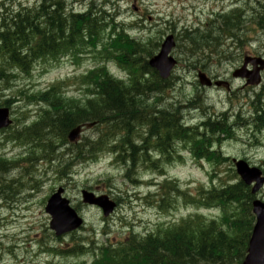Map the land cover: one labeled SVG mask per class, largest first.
Masks as SVG:
<instances>
[{
  "label": "trees",
  "instance_id": "trees-1",
  "mask_svg": "<svg viewBox=\"0 0 264 264\" xmlns=\"http://www.w3.org/2000/svg\"><path fill=\"white\" fill-rule=\"evenodd\" d=\"M107 3H102L105 8L102 5L99 8L96 2H90L87 9L75 10L71 9L68 0H38L32 7L21 5L17 9L1 10L0 87L3 90H9L12 83L21 77L30 78L38 65L47 68L67 57L77 62L81 56L90 54V48L102 62L94 70L55 81L46 89L29 90L22 87L17 94L0 100V105L16 106L25 100L26 106H38L33 119L28 116V112L16 116L14 126L6 130L10 133L9 138L19 143H29V136L25 135L28 133L34 134L37 142L45 143L51 139L54 145L51 151L56 149V144L67 145L69 149L75 147L72 149L73 155L90 154L84 161L96 159L100 150L109 148L117 150V160L125 163L121 146L125 141L126 145L133 144L128 140L129 134L132 132L134 135L141 128L144 131L140 137L143 146L139 149L134 144L136 149L133 145L129 146L130 151H134L133 155L128 156H133L134 160L141 148L146 150L150 147L153 155L158 152L162 157L153 162L155 166L157 162L163 166V162H169L177 155L176 144L182 142L185 148H190L188 150L196 159L205 158L216 165L229 162L230 158L222 157L221 151L214 149L215 143L220 145L223 140L233 136H217L227 133L224 131L226 129L231 130L227 117H218L212 122L208 127L209 133L204 131L200 134L202 128L194 126L193 132L189 134L178 132L181 125L177 113L162 111L159 114V111H155V107L161 104L166 84L170 82L163 80L149 66V58L158 51L160 42H154L150 37L146 40L135 39L126 34L124 28H120L122 26L115 23V18L108 13L111 8ZM230 15H225L222 22ZM110 26L112 31L106 33ZM190 32V29L186 30L187 34ZM193 34L188 36L187 44L188 48L192 47V50L189 49L193 54L196 49L210 46L209 42L217 37L214 33L209 36L204 33ZM216 42L219 45V39ZM193 56L199 57L197 54ZM205 56L206 52H203L200 58L205 59ZM200 58L189 62L187 66L193 70H205L207 67ZM111 59L126 69L127 80H118L111 75L105 66ZM74 87L79 89L78 95L71 91ZM256 104L259 107L256 111L262 112L264 107L259 106L261 102L256 101ZM37 118L41 120L33 125V120ZM257 119L260 120L259 114ZM261 120H264V115ZM91 122L96 123V129L101 126L95 141L70 145L67 139L69 132ZM51 133L56 134L58 139L50 138ZM113 139L119 140V145L110 148ZM148 160L138 161L137 166ZM15 164L20 163L14 161L10 164L7 159L0 157V172L14 170L9 166ZM228 171L232 172L229 181L221 179L220 183L212 182L209 189L200 185L195 193H191L173 183V189L167 191L166 186L172 183L166 180L159 196L150 197L151 202L159 204L163 210L176 208L180 202L196 207H215L221 213L217 218L194 214L167 227L159 224L145 236L131 234L116 244L99 245V255L93 264H242L255 222L252 213L254 196L251 188L237 177L233 165ZM217 174L219 176L218 170ZM173 201H176L174 206ZM90 244V249H93L94 240ZM83 246L75 244L74 251Z\"/></svg>",
  "mask_w": 264,
  "mask_h": 264
},
{
  "label": "rangeland",
  "instance_id": "rangeland-1",
  "mask_svg": "<svg viewBox=\"0 0 264 264\" xmlns=\"http://www.w3.org/2000/svg\"><path fill=\"white\" fill-rule=\"evenodd\" d=\"M5 1H11L16 5L33 6L38 0H0V11L6 8L5 5H1ZM91 1L68 0V3H71L70 6H77L78 9L85 10ZM238 1H97L101 4L106 2L111 3L112 5L110 4V6H113L110 9L111 15H119L117 21H124L122 23L126 27H139L140 24H143L145 26V32L133 31L137 37H143L145 39L150 37L154 42H159L167 34H173L176 37L177 45L173 50V55L178 59L179 64L173 72L172 84L169 90H167L168 95H163L165 96V105L160 106V109L169 108L167 104L175 101H178V105L201 103L208 106V112L216 111L217 113H221L232 109L228 114L232 115L231 122L237 123V126H234V130H236L235 137L232 140L225 141L221 147L224 155L231 157L230 164L222 162L219 167L221 168L220 170H223L221 176L225 180H228L229 176L232 175V172L225 170L231 165L234 166L233 158L245 159L250 165L259 166L264 169V120H261L264 113L259 116L261 121L255 119L256 113L253 109L257 107L249 101L254 99L257 94H262L263 96L261 98L264 101V82L260 87L253 88L248 86V88L243 86V82L240 80H232L231 90L204 87L203 90L196 79L197 71L189 68L187 64L190 61L195 62L205 51L206 58L204 59L202 57L200 59L202 63H205V67H207L205 69L208 74L216 77V79H231V73L240 66L244 53L246 55H264V24L260 27L258 22V17L263 16L261 21L264 23V10L262 8V6L264 7V0H259L261 7H258L255 1L251 4L253 8L250 7L249 9L247 7L249 11L246 13L245 19L242 20V31L239 28V30H236L239 24L237 21L234 28L224 25V31L219 32V26L213 21L215 13L228 12L234 9V7L242 6L243 3L246 4V0H240L242 4H238ZM133 5L138 9L137 11L142 12L138 13L134 11L132 8ZM223 18L221 19L223 20ZM244 21L247 23L244 24ZM227 22L229 21H224V23ZM196 28L204 30L205 32L203 33L206 36L212 35V33L217 36H215L216 39L214 41L209 42L210 46L199 50L196 49L194 54L198 53V58L193 56L194 54L191 51H189L191 55L190 53L183 55L180 52V49H183L182 45L187 46V43L181 42V36L184 37L187 29L193 32ZM209 29H215L219 33L209 31ZM223 33L242 37V40L245 41L240 43V50H236L238 42ZM228 38L230 40H227ZM218 39L219 45L216 42ZM223 41H225L224 45ZM213 49L215 51L211 53ZM186 56L191 57L190 61H188L189 59L186 60ZM219 57L221 59H218ZM93 66L94 62L88 57L84 58L83 62L79 65L70 61L54 63L53 65L47 66L46 69H43L42 65H38L30 78L25 76L21 77L12 83L9 90H3V87H0V100L8 99L14 94H17L18 90L22 87L29 90H43L54 81L78 75ZM109 67L115 76L117 75L116 77L124 76V80L128 79L125 75L126 71H120V67L113 62H109ZM78 91L75 89L73 93L76 94ZM13 109L20 112L18 115L28 112V116L32 119L36 117L38 112L36 105L26 106L25 100L19 102ZM185 109L183 111L189 120L193 121L202 115V111L196 107ZM236 112L238 115L240 113L238 118L234 116L237 115L235 114ZM203 118L206 123L210 122L209 116L203 115ZM243 119L248 122H244ZM97 129L93 127L84 131L82 137L86 136V139L82 141H95L101 126L97 127ZM254 129L262 130L261 132L260 130L257 132ZM251 132H256L255 135L257 134L258 136H253ZM9 135L10 133L8 131L0 133V157L10 160H20L22 162L21 167L19 166L20 168H15L7 173L4 172V174L0 172V264H45L48 261H52L53 264H70L75 261L79 262L82 259L90 260L92 259L91 253H87L85 256H78L79 254H72L69 247H72L78 241L90 240L92 238H94L96 245L109 244L112 241L122 240L131 231L136 232V234L140 232L145 233L147 230L155 228L162 222H165L167 227L171 225L170 223L179 222L182 218L187 217L189 214H194L197 211L208 217L218 215L216 210H202L195 205L188 204H177L176 206L178 207L175 209L161 210L159 207H150L143 200V197L148 194L152 186L149 182L153 180L161 182L166 176L169 179L178 180L183 190L191 193H195L200 185H204L206 189L211 188L209 174L210 177L213 175L212 165L215 164L210 162V165L207 163L202 165L198 164L194 160L191 151L188 150L190 148H185L182 142L176 144L177 147L179 146L177 148V155L179 157L176 155L178 158H175L168 164H163L162 166L160 162H157L155 166L153 161L156 158L151 155L146 163L142 162L138 172L139 178L142 177L141 184L139 183L140 185L135 186L133 184L134 181L127 179L125 170L121 164H112V162H109V159H107L110 157L109 155L103 153V156L97 161L82 160L76 163H71L67 155L61 156L58 162L62 166L65 164L74 173L72 177H65L55 174L50 169V162L44 159L45 157H39L38 160H31L29 162L25 158L32 155L33 159H35L38 157L36 154L41 155L42 153L51 159L52 156L56 157L60 153L67 151L69 146L62 145L61 147V145H58L56 147L58 151L55 154H51V147H54L51 139L45 143L37 142L31 134L27 133L25 135L29 136V141H32V143H19L18 141L10 139ZM55 135L51 133L50 138L57 140L58 137ZM31 145L35 148V151H33ZM63 158L68 159V161L65 163L62 162L65 161ZM59 163L57 164L56 162L54 167L62 170ZM159 174H164V176H160ZM215 182L218 183L220 181L217 179ZM6 186L7 189L4 188ZM58 186L65 187V195L85 218L86 229L77 231L75 233L77 235L75 236H72L73 234H67L62 238H57L49 227L50 216L45 211V206L48 197ZM173 186L172 184L166 186V190L173 189ZM84 187L93 189L100 194H108L118 200L119 206L111 218L104 220L105 218L100 210L95 207L89 208L82 205L80 193ZM5 191L9 193H5ZM259 193L261 198H264V187ZM149 200H151L150 197ZM172 203L174 206L176 201ZM141 219H143V223H141ZM90 227L92 229H87ZM51 247H59V250H63L64 252L59 253L61 255L52 254L54 251L51 250ZM52 249L56 250L55 248Z\"/></svg>",
  "mask_w": 264,
  "mask_h": 264
},
{
  "label": "water",
  "instance_id": "water-1",
  "mask_svg": "<svg viewBox=\"0 0 264 264\" xmlns=\"http://www.w3.org/2000/svg\"><path fill=\"white\" fill-rule=\"evenodd\" d=\"M175 45L174 36L167 37L162 45L161 51L155 55L149 63L156 68L162 78H168L177 61L170 55ZM256 63H261V67H257L255 71L245 75L242 70L236 71L234 76L248 77L250 75L249 84H259L260 70L264 69V62L255 60ZM245 68V66H244ZM243 68V71H245ZM199 82L203 86H211L212 80L204 72L198 74ZM220 86L221 82H216ZM9 118V110L7 108H0V129L11 124ZM80 132V127L71 131L69 138L71 141L76 140ZM238 173L241 175L243 181L247 185H252V192L255 194L264 184V177L262 171L258 167H251L244 160L236 162ZM63 189L60 188L54 193L46 206V211L51 216L50 227L56 232V235H62L66 232L73 231L82 225V218L79 217L75 209L70 206V201L62 197ZM83 198L85 203L95 204L103 208L105 215H109L115 203L111 202L107 196L95 197L92 192L83 191ZM253 213L256 215V222L249 240L247 256L243 264H264V201L255 199L253 201Z\"/></svg>",
  "mask_w": 264,
  "mask_h": 264
},
{
  "label": "bare ground",
  "instance_id": "bare-ground-1",
  "mask_svg": "<svg viewBox=\"0 0 264 264\" xmlns=\"http://www.w3.org/2000/svg\"><path fill=\"white\" fill-rule=\"evenodd\" d=\"M88 1V0H87ZM98 0H92L91 2H96V5H98L97 7H99V8H102V6H103V4H101L100 2H97ZM220 1V0H219ZM255 1V3H257V6L259 7V0H250V1H247L246 2V4H243L242 6H240V8L241 9H244V8H246V10H247V12L249 11V9H247V7L248 8H250L251 7V4H252V2H254ZM14 2V1H13ZM114 2V1H113ZM2 3H4V2H2ZM37 3V2H36ZM35 3V4H36ZM219 3V2H218ZM227 3V2H226ZM24 4V3H23ZM86 4V3H85ZM111 3H107V5H110ZM225 4V3H224ZM229 4V3H228ZM102 5V6H101ZM112 5V4H111ZM188 5V4H187ZM187 5H186V7H187ZM21 6V4L20 5H16V4H8V5H5V7L7 8V9H17V7H20ZM22 6H24V5H22ZM29 6H31V5H29ZM88 6V5H87ZM93 5H91V7H92ZM226 6V5H225ZM253 6V5H252ZM25 7V6H24ZM104 7V6H103ZM111 7H113V6H110L109 8H111ZM214 7V6H213ZM227 7V6H226ZM2 8V7H1ZM78 9L77 8V6L75 7V6H72L71 7V9ZM105 8V7H104ZM251 8H253V7H251ZM20 9V8H19ZM255 9V8H254ZM74 10V11H75ZM78 10H80V9H78ZM228 10V9H227ZM229 12V11H228ZM74 13V12H73ZM201 13V12H200ZM231 15H230V17H227V21H229V22H227V24L226 23H224V25H226V26H232V28H234L235 27V22H237L238 21V17H234V14H233V10L231 11V13H230ZM233 15V16H232ZM229 16V15H228ZM116 23L117 24H119L120 26H122V27H120V28H123V26H124V24L123 23H121V22H118V21H116ZM143 32H145V29L143 30ZM203 32H205L204 30H200V28L198 29V30H195V31H193V32H190V33H186V34H184V37L183 36H181V38H180V40H181V42H185V43H189V38H188V36L190 37L191 35V33H194V34H201V33H203ZM219 32H220V30H219ZM219 32H217V33H219ZM193 34V35H194ZM223 34H225V35H227L229 38H231V39H233L234 41H235V36H232L231 34H229V33H223ZM192 37H194V36H192ZM227 39V40H230V39ZM193 39V38H192ZM227 40H225V41H227ZM193 41H195L194 39H193ZM225 41H223V45L225 44ZM176 45H177V41H175V45H174V47H173V49H172V52L170 53V55L171 56H173V58L177 61V63L179 64V61H178V59L173 55V50L175 49V47H176ZM195 46V45H194ZM182 47H183V49H180V52L181 53H183V55H185V54H187V53H190L189 51H190V49L192 48H188L186 45H182ZM222 47V46H221ZM223 48H226V47H223ZM227 48H230V47H227ZM189 49V50H188ZM192 50V49H191ZM226 50H228V49H226ZM195 51V50H194ZM206 51H208V50H206ZM205 52V51H204ZM200 54V53H199ZM220 54V53H219ZM190 55H191V53H190ZM197 55H198V53H197ZM209 55V54H208ZM211 56V55H210ZM190 56H186V60L187 59H189L188 61H190ZM191 62V61H190ZM193 64H195L196 65V63H193ZM191 65H192V63H191ZM149 66L152 68V69H154L158 74H159V71L156 69V68H154L153 66H151V64L149 63ZM148 77V76H147ZM163 80H170V82L169 83H167L166 84V87H165V90L163 91V95H168V92H167V90H169V88H170V85L172 84V77L171 78H169V79H163ZM262 85V84H261ZM201 86V85H200ZM202 87V89L204 90V88H203V86H201ZM232 88V87H231ZM249 88V87H248ZM254 88V87H253ZM161 96L163 99H162V101H161V104L160 105H157V107H155V111H159V114L162 112V111H164V112H172V113H177L178 114V117H179V120H180V125H181V128L179 129V131L178 132H186V133H189V134H191L193 131H192V127H194V126H202V127H200V128H202V129H200V131H199V133L201 134L202 132L204 133V131H206V132H208L209 133V131H208V127L209 126H211L212 125V122H214L216 119H218V117L220 118V117H227L228 118V122H229V124H230V127H231V130H228L227 131V129L226 130H224L225 132H227V133H222V134H218L217 136H227L228 134H230V135H234L235 134V132H236V130H234L235 128H234V126H237V123H232L231 122V118H232V115H230V114H228V113H230L231 111H232V109L230 110V111H224V112H221V113H217L216 111H209L208 112V106L207 105H204V104H201V103H197V104H195V103H190V104H188V105H182V104H179L178 105V101H175V102H171V103H169V104H167L168 106H169V108H165V109H160L159 107L160 106H163V105H165V100H164V97L165 96ZM263 95L262 94H257V96H255V98L254 99H252V100H249L250 101V103H252V104H254V105H256V107L258 108V103L256 104V101H260L261 102V104H264V101L262 100V97ZM153 105H155V104H153ZM191 107H196L197 109H199V110H201L202 111V115L199 117V118H197V119H195V120H189L187 117H186V113L183 111V109L184 108H186L185 110H187V109H189V108H191ZM253 107H255V106H253ZM49 109V108H48ZM51 110V109H50ZM253 110H255V109H253ZM263 111H264V109H263ZM263 111L262 112H259V116H261V115H263ZM167 113V114H168ZM235 114H237V112L235 113ZM244 114H246V113H244ZM244 114H243V116H244ZM253 114H254V112H253ZM203 115H207V116H209L210 117V122L209 123H206L205 122V120H204V118H203ZM171 116V115H170ZM236 118H238L239 116H240V113H239V115L237 114V115H234ZM242 117V116H241ZM244 118V117H243ZM251 118V117H250ZM176 119V118H175ZM39 120H41V119H39V118H37V119H34L33 120V125L36 123V122H38ZM244 120V119H243ZM174 121V120H173ZM250 121H251V119H250ZM258 123H259V121L258 120H256ZM170 122V121H169ZM248 122V121H247ZM246 122V123H247ZM252 122V121H251ZM172 122H170V124H171ZM239 123V122H238ZM244 123V122H243ZM253 124V123H252ZM246 125V124H245ZM203 126H205V128L203 127ZM239 127H241V126H239ZM249 127V126H248ZM264 128V127H263ZM262 128V129H263ZM132 129H134V126H133V128ZM137 129V128H136ZM250 129V128H249ZM262 129H259L260 130V132H261V130ZM255 130V129H254ZM259 130H255V131H259ZM250 131H253V130H250ZM132 132H130V139L128 138V140H130L131 142L130 143H133L134 145H136L137 146V149H139L138 147H140V146H143V140H142V138H140L141 136H143L144 135V131H143V129H141L140 128V131L139 132H136L135 131V134L133 135V134H131ZM252 134H253V136H256L255 135V133L256 132H251ZM225 134H227V135H225ZM238 134V133H237ZM236 134V135H237ZM175 135V134H174ZM33 137H34V134L32 135ZM197 136V135H196ZM258 136V135H257ZM127 140V141H128ZM37 141V140H36ZM22 143H24V142H22ZM30 144L32 143V141H30L29 142ZM119 140H115V139H113L112 141H111V147L110 148H115L116 146H118L119 144ZM127 144V142L125 141L124 142V144H122V149L124 150L123 152H122V155H123V158H125V160H126V166H127V170H126V175H127V179H129V180H131V181H135V182H137L138 180H139V182H141V180H142V177H140L139 178V174H138V172H139V170H140V168L137 166L138 165V161H142L143 159H145V158H149L150 157V155L151 156H153V149L152 148H150V147H147V149L146 150H144V148H141L139 151H138V156H136V159L134 160V158H133V156H131L132 158H130L128 155H133V151H134V149L132 150V151H130V149H129V146H131V145H133V144H131V145H126ZM128 144H129V142H128ZM133 145V146H134ZM179 145V144H178ZM56 146H58V144H56ZM81 146V145H80ZM62 147V146H61ZM179 147V146H178ZM177 147V148H178ZM31 148H33V151H35V148L31 145ZM75 148V147H74ZM134 148H135V146H134ZM146 148V147H145ZM136 149V148H135ZM180 149V148H179ZM177 150V149H176ZM58 150H57V148L55 149V150H53L52 151V153L51 154H55L56 152H57ZM135 151H137V150H135ZM111 152L112 153H118L117 152V150H111ZM135 153V152H134ZM158 153V152H157ZM65 155H67L68 156V159H69V161L71 162V163H76V162H80V161H82V160H84L85 158H87L90 154H88V153H86V154H83L82 156H80V155H77V154H72V149H67V151H65L64 153H60L58 156H52V158L50 159V157H48V156H45V155H43L42 153H41V155H37L36 154V156H38L37 158H35V159H33V157H32V155L30 156V157H27V158H25V160H27L28 162L29 161H31V160H38L39 159V157H45L44 159L45 160H47V161H49L50 162V169L52 170V171H54V173L55 174H58V175H61V176H65V177H72L73 175H74V173H73V170H71V169H69V168H67V166L64 164L63 166L58 162V159L61 157V156H65ZM137 155V154H136ZM173 155V154H172ZM174 156V155H173ZM165 157V156H164ZM162 158V157H161ZM64 159V158H63ZM68 159H64L65 161H62V162H67L68 161ZM152 160H153V158H151ZM124 160V159H123ZM156 160V159H155ZM154 160V161H155ZM153 161V162H154ZM56 162H57V164L59 163V165L61 166V168H62V170H60V169H58V168H56V167H54V165H56ZM121 163H123L122 161H120ZM138 162V163H137ZM8 163H10V162H8ZM48 163V162H47ZM141 163V162H140ZM146 163V162H145ZM21 167V166H20ZM19 167V168H20ZM143 168V167H142ZM157 168V167H156ZM7 172H9V170H7V171H5V173H7ZM4 174V173H3ZM134 182V183H135ZM150 184H152V186L151 187H153V182L152 181H150L149 182ZM135 185H140L139 183H135ZM7 187V186H6ZM150 187V188H151ZM52 248H55L57 251H59V247H51V250H53V251H55L54 249H52ZM58 248V249H57Z\"/></svg>",
  "mask_w": 264,
  "mask_h": 264
},
{
  "label": "flooded vegetation",
  "instance_id": "flooded-vegetation-1",
  "mask_svg": "<svg viewBox=\"0 0 264 264\" xmlns=\"http://www.w3.org/2000/svg\"><path fill=\"white\" fill-rule=\"evenodd\" d=\"M247 1H250V0H246V2ZM261 2H259V6L261 7V4H260ZM262 8H263V10H264V7L262 6ZM250 9V8H249ZM246 13H247V10H246V8H244V9H241L240 8V6H238V7H236V9H234L233 10V14H234V17L236 16V17H238L239 19H238V27L236 28V30H239L240 29V31H242V28H241V26H242V23H243V21L242 20H244L245 19V16H246ZM224 16H222V17H215L214 19H213V21H214V23H216L217 24V26H219V30H220V32H222V31H224V29H225V26H224V22H222V19L221 18H223ZM262 17L263 16H259L258 18H259V24H260V26L261 25H263L264 23L261 21V19H262ZM245 22V21H244ZM236 23V22H235ZM247 23V22H246ZM239 28V29H238ZM243 30H244V28H243ZM209 31H213V32H215V33H217V31L215 30V29H209ZM236 38H235V41L236 42H238L237 44H238V47H237V49L236 50H240V43H242V42H244L245 40H242V37H240V36H235ZM239 54H240V52H239ZM238 55V54H237Z\"/></svg>",
  "mask_w": 264,
  "mask_h": 264
}]
</instances>
